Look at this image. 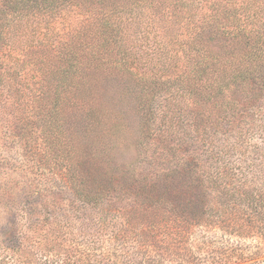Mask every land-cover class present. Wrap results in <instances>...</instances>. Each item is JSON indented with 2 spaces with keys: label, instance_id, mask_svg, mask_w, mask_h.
Masks as SVG:
<instances>
[{
  "label": "trees",
  "instance_id": "obj_1",
  "mask_svg": "<svg viewBox=\"0 0 264 264\" xmlns=\"http://www.w3.org/2000/svg\"><path fill=\"white\" fill-rule=\"evenodd\" d=\"M19 68L36 110L31 126L45 154L58 145L61 181L80 205L140 210L153 214L150 224H171L152 229L205 226L251 237V264L264 262V129L238 123L264 101V0H0V86ZM114 81L128 83L139 134L123 162L108 153L112 139L99 141L104 156L86 143L100 128L127 127L104 102ZM71 125L80 133L74 143ZM216 139L225 144L212 145ZM4 199L26 207L25 222L36 219L27 214L33 205L50 202L33 194ZM23 226L10 225L1 239L24 254L31 243L22 240ZM247 260L238 251L235 262ZM35 263L54 264L46 256Z\"/></svg>",
  "mask_w": 264,
  "mask_h": 264
},
{
  "label": "rangeland",
  "instance_id": "obj_2",
  "mask_svg": "<svg viewBox=\"0 0 264 264\" xmlns=\"http://www.w3.org/2000/svg\"><path fill=\"white\" fill-rule=\"evenodd\" d=\"M154 30L153 26L148 38ZM139 41L145 45L144 39ZM5 56L6 61H10L12 52L5 53ZM139 65L142 66L141 63ZM23 75L19 68L10 77V83L0 86V197L33 194L47 196L50 202L33 205L27 214L36 219L25 222L23 212L26 207L5 205L6 199L0 201V261L4 260L6 264H36L35 260L43 261L46 256L54 264H237V253L241 251L243 257L248 259L247 264H251L257 245V240L251 237L229 234L221 229L209 230L205 226L194 227L190 233L179 229H152L149 226L154 223L155 226L169 223L162 220L150 224L148 220L153 214L146 218L144 212L139 213L140 210L124 215L122 211L104 208L106 211L97 212L80 205L72 191L61 181L58 145L49 147L50 156L45 154V143L41 140L43 137L39 136L41 131L37 129L38 126H31L36 110H31L26 102L27 91L23 83L28 82L22 79ZM127 84V81H114L111 93L105 95L107 100L104 99L110 109V117L113 111H118L127 127L121 132L112 130L107 133L100 128L97 135L86 140L94 152L104 156L106 153L101 151L99 141L105 143L112 139L113 147L108 149V153L111 152L112 158L122 162L134 156V141L139 136L134 117L135 101L124 93ZM234 95L235 92H231L228 97L234 98ZM161 101L160 104L163 103ZM242 117L244 119L238 123L244 131L264 129V101L255 107L252 105L250 115ZM69 130L72 139L80 134L73 125ZM254 136L249 135L252 143L257 141ZM228 140L232 142L233 138ZM211 144L221 147L225 140L216 139ZM152 171L159 173L155 168ZM10 211L13 215L18 214L14 215L15 220L11 221L13 215L9 214ZM102 217H106V220L102 221ZM120 217L124 218L119 220ZM18 224L24 225L18 230L23 234L24 244L31 243L24 254L18 253L23 247L15 250L1 239L10 225L18 227ZM122 226L126 228L124 231L120 229ZM34 237L39 243L50 246L47 254L40 252L38 245L32 246ZM256 261L264 264L262 258Z\"/></svg>",
  "mask_w": 264,
  "mask_h": 264
}]
</instances>
